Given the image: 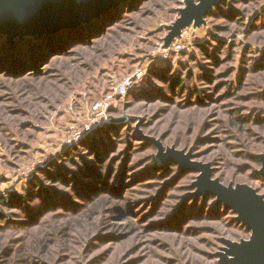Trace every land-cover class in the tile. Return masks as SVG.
<instances>
[{
	"label": "rangeland",
	"instance_id": "1",
	"mask_svg": "<svg viewBox=\"0 0 264 264\" xmlns=\"http://www.w3.org/2000/svg\"><path fill=\"white\" fill-rule=\"evenodd\" d=\"M201 1L128 0L97 32L0 40V196H27L0 204V264H221L250 238L237 211L198 191L201 170L163 154L264 198V0L191 15ZM176 23L183 49L152 58ZM138 66L151 75L94 126L92 102ZM102 127L113 131L96 147L81 144Z\"/></svg>",
	"mask_w": 264,
	"mask_h": 264
},
{
	"label": "water",
	"instance_id": "2",
	"mask_svg": "<svg viewBox=\"0 0 264 264\" xmlns=\"http://www.w3.org/2000/svg\"><path fill=\"white\" fill-rule=\"evenodd\" d=\"M128 0H0V35L8 41L27 36L57 32L63 28L76 27L109 11ZM220 0H202L195 5L191 15H203ZM178 23L165 39L164 48H169L180 34ZM123 115L116 121H124ZM179 163L187 164L202 171L198 191L212 193L219 197L228 208L239 214V220L251 231V236L241 242H229L227 253L221 264H264V198L254 190L242 186L237 189L225 186L211 179L208 166L191 162L189 157L174 150L168 153Z\"/></svg>",
	"mask_w": 264,
	"mask_h": 264
},
{
	"label": "trees",
	"instance_id": "3",
	"mask_svg": "<svg viewBox=\"0 0 264 264\" xmlns=\"http://www.w3.org/2000/svg\"><path fill=\"white\" fill-rule=\"evenodd\" d=\"M125 5L126 4H122L119 7H123ZM113 10L114 9H110L109 11L101 14V16H98L95 19L91 20L89 23H83V24H80V25H78L76 27H71V28H63V29H61V30H59L57 32H54L53 34H48V35L43 34V35L29 36L27 38H31L32 37V39H34V38H41V39L45 38L46 39L47 36H49L48 38H51L52 36L61 38V37H64L65 34H69L71 32V30H73V29H79V31H82L85 28H87V29L92 28V29H94V32H97L96 25H102V26H104L105 23L108 22V20L110 19V17L111 18L114 17L113 19H111V21H112L111 24L113 25L114 22H116L119 19L120 16H118V14L116 12H112ZM113 13H115V14H113ZM0 40L1 41L4 40L6 42L7 38L5 36H3V35H0ZM16 43H20L19 38L16 39ZM198 47L200 48V50L202 52H204V54H206L205 51H207V49L205 48L204 44H198ZM153 73H155V71H152V74ZM149 74L151 75V72ZM149 74L147 73L148 76H149ZM242 77H243V68L241 69V75L239 77V81L240 82L242 81ZM171 83L173 85L176 84V89H180V90H182L183 87L185 86L184 80H181V78L178 77L177 75H173L172 76ZM132 90L133 89H131L129 91V93L124 98H126L127 96H129L131 94V91ZM124 98H120V99H124ZM111 110H112V108L110 109V111ZM251 119H252V117H250V116H245V117L244 116L243 117L238 116L237 117V120L240 123H244V124H249L251 122ZM105 129H106L105 127L98 128L97 130L94 131V133L89 138H87L86 140H84L83 142H81V144L83 146H87V147L89 146V148L96 147L95 146L96 145V142L98 141V139L100 137V134ZM107 129H108V132L109 133H112L113 129L111 127L107 128ZM73 154H76V152H73ZM154 162L157 164L158 163L157 159H154ZM155 166H157V165H155ZM85 167H87L88 170L91 169L89 166H85ZM35 179H37V181H36L37 185L39 187H41L42 184H43L42 177H40V178L39 177L38 178L36 177ZM26 198H27L26 195H22V194H19L17 192H10L7 196L6 195L0 196V204L3 205V206H9L11 202H14V203H16V202H18V203H25V199ZM248 232L251 233L250 230H248ZM32 243L36 247V250L35 251H39V249H41L45 245V243H46V237L45 236H43L41 238L34 237ZM25 260H26L25 257L24 258L22 257V260H21L22 263L21 264H27V263H25Z\"/></svg>",
	"mask_w": 264,
	"mask_h": 264
},
{
	"label": "built area",
	"instance_id": "4",
	"mask_svg": "<svg viewBox=\"0 0 264 264\" xmlns=\"http://www.w3.org/2000/svg\"><path fill=\"white\" fill-rule=\"evenodd\" d=\"M183 47L182 40L178 38L167 49L164 48L163 43L159 44L157 49L151 53V56L152 58H159L160 60H168L172 51L179 52ZM147 73L144 66H138L120 80H113L109 89L91 104V122L94 126L107 122L109 120L110 109L113 108L118 99L124 98L131 89L136 87L137 84L142 83Z\"/></svg>",
	"mask_w": 264,
	"mask_h": 264
}]
</instances>
